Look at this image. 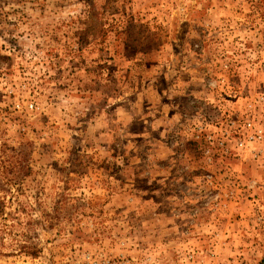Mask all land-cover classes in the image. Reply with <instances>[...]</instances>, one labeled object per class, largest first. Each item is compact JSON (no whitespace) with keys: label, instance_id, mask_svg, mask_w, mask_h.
<instances>
[{"label":"rangeland","instance_id":"rangeland-1","mask_svg":"<svg viewBox=\"0 0 264 264\" xmlns=\"http://www.w3.org/2000/svg\"><path fill=\"white\" fill-rule=\"evenodd\" d=\"M264 264V0H0V264Z\"/></svg>","mask_w":264,"mask_h":264},{"label":"built area","instance_id":"built-area-1","mask_svg":"<svg viewBox=\"0 0 264 264\" xmlns=\"http://www.w3.org/2000/svg\"><path fill=\"white\" fill-rule=\"evenodd\" d=\"M212 252L213 251H209L207 254L198 247L189 248L184 253L183 264H242V261L236 257L228 258L222 261H212L214 258V254Z\"/></svg>","mask_w":264,"mask_h":264}]
</instances>
